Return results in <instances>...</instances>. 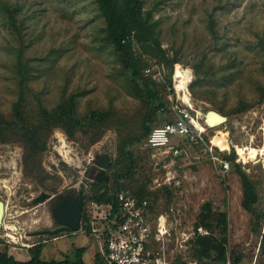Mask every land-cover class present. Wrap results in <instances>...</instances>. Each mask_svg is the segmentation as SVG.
<instances>
[{"label":"rangeland","instance_id":"374dc122","mask_svg":"<svg viewBox=\"0 0 264 264\" xmlns=\"http://www.w3.org/2000/svg\"><path fill=\"white\" fill-rule=\"evenodd\" d=\"M0 1L19 9L17 23L22 31L21 39L11 34L7 16L0 11V112L10 117L17 100L15 56L21 47L31 75L25 91L28 110L34 111L36 102L50 110L61 98L75 94L79 115L90 109L109 110L116 123L93 143L87 129L76 131L72 139L59 129L52 132L40 161L49 175L47 184L60 179L55 192L24 176L20 143L0 142V201L5 205L0 253L27 261V250L41 243L43 261L72 259L73 252L82 248L83 261L93 264L103 246L95 237L80 232L33 236L51 230L53 217L50 201L34 205L32 200L43 192L78 195L80 190H88L98 172L95 158L107 154L112 164L119 134L139 133L143 104L128 89L118 57L104 40V19L93 0ZM142 8L152 13L166 57L177 60L170 74L160 60L140 55L142 76L154 81L165 104L153 127L174 120V75L180 68L189 72L185 99L199 113L196 122L204 128L199 146L187 140L173 141L180 151L168 161V170L178 184L159 197L155 206L156 212L169 213L172 224L169 264H219L212 259L195 261L191 256L192 241L198 236V214L207 203L226 217V264H233L235 258L241 259L239 264H262L260 238L251 233L252 217L242 208L240 179L229 162L227 172L214 165L208 148L213 143L220 145L223 150L212 146L220 160L235 155V163L254 183L258 207L264 212V158L239 155V150L264 148V101L257 103L259 88H264V0H144ZM133 48L139 56L138 46ZM180 91L177 89L181 99ZM242 102L250 108L235 112ZM209 112L226 121L208 127L205 117ZM144 143L135 145L133 151L145 166L141 157H147ZM147 161L144 159L146 166H151L152 161ZM154 174L156 178L163 173L154 170ZM12 227L14 232L8 229ZM10 233L15 242L6 237Z\"/></svg>","mask_w":264,"mask_h":264},{"label":"trees","instance_id":"16d2710c","mask_svg":"<svg viewBox=\"0 0 264 264\" xmlns=\"http://www.w3.org/2000/svg\"><path fill=\"white\" fill-rule=\"evenodd\" d=\"M93 2L104 19V40L117 55L120 69L128 83V89L143 104V112L141 111L139 133L119 134L117 157L109 166L111 175L107 174L108 180L101 183L93 181L88 190L78 192L83 206L81 230L86 236H91V203L110 204L113 211L117 213L119 210L117 195L120 192L129 191L137 199H146L151 210L157 215L159 213L155 211L157 200L171 192L172 186L150 190L155 174L152 163L150 162L151 166L148 167L144 159L150 161L151 151L147 148L143 149L147 155V157L141 156L144 166L137 158L133 147L145 142L151 130L155 128L153 125L157 122L158 113L165 107L154 81L144 78L141 74L144 60L140 58V55L144 54L148 58L160 60L170 71V74H172L173 66L177 63L175 58H167L162 50L159 32L152 21V13L151 11L143 12L144 0H93ZM18 10L0 1V11L7 16V27L11 34L21 39V26L17 23ZM134 44L138 46L139 56L135 55ZM15 69L18 80V96L13 104L10 117H6L0 112V142L20 143L23 151L22 171L24 176L44 186L46 190L55 192L60 179L53 178L54 183L47 184L49 175L42 168L40 161L52 132L59 129L69 139H72L76 131L84 132L87 129L92 134L89 139L90 143H93L106 130L114 128L116 123L113 124L109 110L90 109L84 115H79L76 109L75 94L61 98L59 103L50 110L43 108L39 102H36L34 111L28 110L25 103L27 101L25 91L31 75L21 47L16 51ZM259 91L258 104L264 101V88H259ZM250 106L242 102L235 112H243ZM224 159L231 164L240 179L243 195L242 208L252 217L251 233L260 238L259 254L262 264H264V231H262L264 212L262 207H258L259 199L256 187L241 167L235 163L233 153ZM158 173H163L161 167ZM195 227L204 229L207 235H198L192 241L190 250L193 259L199 262H203L204 259H212L219 264H226L227 224L225 215L213 211L209 203L204 204L198 214ZM43 248L44 245L41 243L29 248L27 261H17L6 252L0 253V264H86L82 259L84 253L82 248L76 249L73 252V258L65 261H43L41 259ZM240 260V258H235L233 264H239ZM93 264L107 263L102 254L97 253Z\"/></svg>","mask_w":264,"mask_h":264},{"label":"built area","instance_id":"2783aa9c","mask_svg":"<svg viewBox=\"0 0 264 264\" xmlns=\"http://www.w3.org/2000/svg\"><path fill=\"white\" fill-rule=\"evenodd\" d=\"M174 91L177 100L171 111L173 122L153 128L144 143L145 148L151 151L153 169L158 171L160 167L163 169V174L152 181L150 190L178 184L168 170V161L171 157L178 156L180 151L179 146L173 141L187 140L197 146L203 143L204 131L198 128L196 122L199 113L187 103V100L184 101L183 91H180L183 96L181 99L176 89ZM212 146L208 148L211 161L223 172H227L228 162L220 160L213 153ZM117 204L119 209L117 213L110 204H90V235L101 241L103 245L101 254L106 263L169 264V258L172 256L168 253L172 241L169 213L159 212L155 215L146 199H137L129 191L117 195ZM170 212L172 213V209ZM196 232L199 236L207 235L200 227L196 228ZM80 233H83L82 230ZM193 236L195 237V232L192 233Z\"/></svg>","mask_w":264,"mask_h":264},{"label":"water","instance_id":"95a60500","mask_svg":"<svg viewBox=\"0 0 264 264\" xmlns=\"http://www.w3.org/2000/svg\"><path fill=\"white\" fill-rule=\"evenodd\" d=\"M213 116L219 118V124L217 125L223 124L226 121L223 116L215 112H209L207 113L205 120L206 125H209L208 127L213 128ZM94 164L98 168V172L95 175V181L97 183L106 182L108 180L106 171L111 164L110 156L107 154L97 156L94 160ZM45 201H50V203L52 201L56 202V207L52 209V217L59 228L53 231H39L34 233L33 236L56 235L59 233L76 234L81 231L83 206L79 195L75 193L71 195L62 193L51 195L43 192L32 200V204L38 205ZM4 212L5 205L0 201V230L2 227Z\"/></svg>","mask_w":264,"mask_h":264},{"label":"bare ground","instance_id":"6f19581e","mask_svg":"<svg viewBox=\"0 0 264 264\" xmlns=\"http://www.w3.org/2000/svg\"><path fill=\"white\" fill-rule=\"evenodd\" d=\"M175 80L177 83L175 88H176V91L177 89L184 92V88L186 87V85L188 84L189 80H190V75H189V72L186 71H181L180 68L177 69V71L175 72ZM187 99H185L184 101H186ZM205 120H206V117H205ZM217 124H219V118L218 117H214L213 116V121H212V126H216ZM198 128L201 130V131H204V128L200 125V124H197ZM209 126V125H208ZM227 142V139L224 138ZM213 145H216L220 150H223L222 147L220 145H217L215 143H213ZM229 147H228V143H227V149L228 150ZM238 151V150H237ZM245 151V152H243ZM239 155H245L247 156L248 159H257L258 157H263L264 158V148L260 149V150H256V149H244V150H239ZM245 158V157H244ZM264 164V162H263ZM4 228V227H3ZM11 232L15 231L12 228H8ZM17 231V230H16ZM16 234L18 235V233L16 232ZM7 238L11 239L12 242H15L17 239L10 234H7L6 235ZM17 237V236H16Z\"/></svg>","mask_w":264,"mask_h":264},{"label":"flooded vegetation","instance_id":"af4514ba","mask_svg":"<svg viewBox=\"0 0 264 264\" xmlns=\"http://www.w3.org/2000/svg\"><path fill=\"white\" fill-rule=\"evenodd\" d=\"M62 194H69V195H71V194H74V193H72V192H70V191H67V192L62 193ZM50 205H51V210H52L53 208L56 207V202H55V201H52V202L50 203ZM57 228H59V226L55 223V220L53 219V228H52L51 230H49V231H53V230H55V229H57ZM68 234H69V233H68Z\"/></svg>","mask_w":264,"mask_h":264},{"label":"crops","instance_id":"0c3cea01","mask_svg":"<svg viewBox=\"0 0 264 264\" xmlns=\"http://www.w3.org/2000/svg\"><path fill=\"white\" fill-rule=\"evenodd\" d=\"M81 235H84L85 236V234L84 233H81ZM102 252V248H101V250H100V252L99 253H101Z\"/></svg>","mask_w":264,"mask_h":264}]
</instances>
